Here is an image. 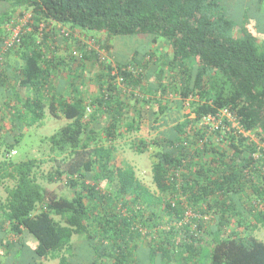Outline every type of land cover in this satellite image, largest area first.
<instances>
[{
  "label": "trees",
  "instance_id": "1",
  "mask_svg": "<svg viewBox=\"0 0 264 264\" xmlns=\"http://www.w3.org/2000/svg\"><path fill=\"white\" fill-rule=\"evenodd\" d=\"M133 35L147 46L118 60L110 39ZM76 70L91 81L68 79ZM46 112L66 119L43 138L62 157L46 178L71 197L46 194L43 160L12 158L18 129ZM165 117L172 125L156 138L131 143L157 147L153 192L132 165H116L114 142ZM259 143L264 0H0V264L24 248L35 264H264L253 233L264 226ZM74 236L89 251L75 255Z\"/></svg>",
  "mask_w": 264,
  "mask_h": 264
},
{
  "label": "rangeland",
  "instance_id": "2",
  "mask_svg": "<svg viewBox=\"0 0 264 264\" xmlns=\"http://www.w3.org/2000/svg\"><path fill=\"white\" fill-rule=\"evenodd\" d=\"M239 5L234 6L233 14L236 16L239 11ZM244 7H246V3L242 4ZM251 24V27H253L252 21L249 22ZM84 34L90 35V34H98L91 30H82ZM7 33V32H5ZM79 36H82L81 33H77ZM104 35V34H102ZM101 38L98 40L100 41ZM142 35H133V36H115L110 39L111 43V53L114 54L117 59L124 60L127 59L129 54L137 48L145 49L147 46L144 44H139L141 42ZM138 41L137 44H135ZM63 53V52H62ZM66 57V56H65ZM63 56V58H65ZM116 60V59H115ZM114 59H110L109 62H113ZM94 65H87L86 70L94 71ZM87 70V71H88ZM67 73V72H65ZM87 72H81V71H75L71 73L70 75L66 74L68 76V79H76L80 84L86 83L87 81H91L93 75L91 76ZM119 87L128 88L125 85H122L119 83ZM92 88V85L90 86ZM94 89V87H93ZM95 91V89H94ZM93 91V92H94ZM130 91L137 93V90L135 88L130 87ZM139 97L142 96V93L138 94ZM127 98V97H126ZM128 102L127 105L133 104L132 98L126 99ZM152 109H156L155 105L151 106ZM129 112H131V109H128ZM181 112H188L187 108H184L181 110ZM166 121L162 122L160 120V128L158 130H148L145 126L142 127V129L138 132H135L134 134H131L129 136H125L119 139H116L114 144L116 146V155H115V163L116 165H122L124 163H128L132 165L135 171L136 177L145 184L151 191L156 192V187L152 182V172H151V163H152V156L154 152L157 150V147L150 146L145 152L138 153L133 148L131 143L136 139H153L156 138V136L163 131L165 127L171 126L172 122L169 120V118L165 117ZM39 122H42V124H35L31 127H21L18 129L19 133L21 134L16 137H18L19 141L17 145L15 146L16 154L12 155L13 160L15 161H23L29 158H38L43 160V163L39 167V174H38V181L39 183L44 187L45 192L48 196H63V197H71V189L69 186L65 184L64 181L54 179L52 181H49L46 176L48 173H53L55 166L58 164V161L60 158H62L60 155L57 156L53 154L49 150V144L47 141H44L43 138L51 135L55 131H57L61 126H63L66 123V119L63 117L56 118L51 116L48 112L45 113V117L41 119ZM62 167V166H61ZM43 175V176H40ZM55 176V175H54ZM5 192L3 187L0 185V197L4 198ZM187 214H191V211H188ZM208 220V219H206ZM150 228H147L149 230ZM254 235L262 240L264 242V226L259 227L258 229L254 230ZM206 237V236H205ZM147 240V238H146ZM75 241V244L73 245L72 252L76 255H82L84 252H87L89 250L86 249V245L83 244L82 240H77V238L73 237V242ZM208 249L207 254L210 253V249ZM206 250L204 249L202 251V255L205 254ZM206 254V255H207ZM32 256L34 255L31 252V249H25L21 255L17 258L16 264H35L37 258H34L32 260ZM89 259L92 258V253L87 255ZM38 260V259H37ZM45 264H57V260H47L44 261ZM148 263V262H147ZM141 264H145V259L141 257Z\"/></svg>",
  "mask_w": 264,
  "mask_h": 264
},
{
  "label": "built area",
  "instance_id": "3",
  "mask_svg": "<svg viewBox=\"0 0 264 264\" xmlns=\"http://www.w3.org/2000/svg\"><path fill=\"white\" fill-rule=\"evenodd\" d=\"M27 16H28V14H26L23 18H20L19 19V24L18 25H16L13 29H12V35H11V37H12V39H14L17 35V32H18V29L22 26V25H24L23 23H24V21H25V19L27 18ZM7 44H9V40L6 42ZM219 116L220 117H226V119L229 121V122H231V126L232 127H237V123H236V121L234 120V118L231 116V114L227 111V110H225V109H222V110H220V112H219ZM211 118L208 116V117H206L205 118V122H207V121H209ZM243 134L245 135V136H248L249 135V133L248 132H243ZM249 137H251V139L252 140H254V137H252V136H249ZM260 147H264V144L263 143H259L258 144ZM15 151H13V153H14Z\"/></svg>",
  "mask_w": 264,
  "mask_h": 264
},
{
  "label": "clouds",
  "instance_id": "4",
  "mask_svg": "<svg viewBox=\"0 0 264 264\" xmlns=\"http://www.w3.org/2000/svg\"><path fill=\"white\" fill-rule=\"evenodd\" d=\"M13 151H15V152L13 153ZM13 151H12V154H16V150H13Z\"/></svg>",
  "mask_w": 264,
  "mask_h": 264
},
{
  "label": "crops",
  "instance_id": "5",
  "mask_svg": "<svg viewBox=\"0 0 264 264\" xmlns=\"http://www.w3.org/2000/svg\"><path fill=\"white\" fill-rule=\"evenodd\" d=\"M40 124H42V122Z\"/></svg>",
  "mask_w": 264,
  "mask_h": 264
}]
</instances>
